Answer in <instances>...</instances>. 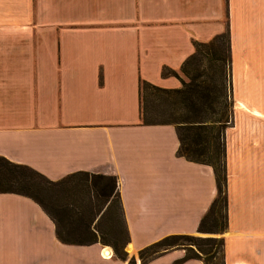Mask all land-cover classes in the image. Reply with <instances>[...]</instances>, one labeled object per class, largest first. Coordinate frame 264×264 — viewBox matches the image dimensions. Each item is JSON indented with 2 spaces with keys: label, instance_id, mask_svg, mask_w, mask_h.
<instances>
[{
  "label": "crops",
  "instance_id": "1",
  "mask_svg": "<svg viewBox=\"0 0 264 264\" xmlns=\"http://www.w3.org/2000/svg\"><path fill=\"white\" fill-rule=\"evenodd\" d=\"M224 33L222 264H264V0H0V157L49 181L114 178L123 251L135 264L163 237L194 235L215 195L212 171L176 156L173 126L140 122L138 84L179 88L161 70L185 81L179 68L192 43ZM183 255L173 249L146 264ZM0 264L126 262L100 244L60 243L33 201L2 193Z\"/></svg>",
  "mask_w": 264,
  "mask_h": 264
},
{
  "label": "trees",
  "instance_id": "2",
  "mask_svg": "<svg viewBox=\"0 0 264 264\" xmlns=\"http://www.w3.org/2000/svg\"><path fill=\"white\" fill-rule=\"evenodd\" d=\"M224 43V48L222 44ZM193 52L182 62L179 73L185 78L182 81L169 70L162 69L160 76H172L179 80L180 87L173 90L156 88L145 82L138 84L140 122L145 125L165 124L174 128L178 148L176 156L196 164L208 166L213 175L215 195L206 212L199 220L196 233L204 235H222L226 229V198H225V173H224V144L223 133L230 125L231 101L228 89V42L227 34L213 37L206 43H192ZM150 90L163 93L171 99L169 121H155L145 119L141 92ZM77 192L85 196L87 204L74 211V218L83 221L89 218L92 206L89 200H95L92 220L96 218L113 222L123 233V247L128 241L124 226L115 180L112 177L92 175L83 172L69 174L57 181H49L37 172L0 157V194L8 193L26 197L33 201L51 220L54 226L56 239L62 244L91 245L101 242L94 234H90L85 242H70L62 237L59 232V221L50 217L43 210L38 199L40 182L49 187L63 188L74 185ZM72 186V185H71ZM75 190V188H74ZM84 202L81 204L83 205ZM101 204V205H100ZM67 206V205H65ZM60 216L70 214L66 207L57 206ZM68 212V213H67ZM59 219V218H58ZM91 221V220H90ZM88 221L85 226L90 223ZM85 227V228H86ZM111 230V229H110ZM114 243L113 256L126 264H135L132 258L127 259L122 249L117 252ZM196 246L192 249L191 246ZM183 250L181 260L173 264L193 259L202 264H211L216 253H220L222 264V238H194L189 235H170L138 250L136 258L139 264H146L151 259L173 250Z\"/></svg>",
  "mask_w": 264,
  "mask_h": 264
},
{
  "label": "rangeland",
  "instance_id": "3",
  "mask_svg": "<svg viewBox=\"0 0 264 264\" xmlns=\"http://www.w3.org/2000/svg\"><path fill=\"white\" fill-rule=\"evenodd\" d=\"M222 47L224 48V43L222 44ZM140 98L143 101L145 119L172 122L168 117L170 114V98H167L163 93L153 92L150 90L142 91ZM77 179L78 178L73 180L74 185H67L63 188L49 187L45 183L40 182L41 184L39 186V190L41 192L38 193V199L42 203L41 206L43 207V210L47 212L50 217H53L56 221H59V232L67 241L85 242L88 240L90 234H94L98 240L107 243V245L102 246L109 248L112 255L113 249L108 246L112 243L115 244L114 248L117 252H119L123 247V233L119 234V229L115 227L113 222H107L104 219L97 220V216L92 220L93 213H95V210H93L94 205H96L95 200L90 199L88 201L90 206H92V211L90 212L91 215L89 218H84L83 221H79L74 218V211H76L78 207H83L85 204H87L86 197L79 195L78 193L80 192L76 191L77 187H75V183L78 181ZM83 202L84 204L81 205ZM57 206L66 207L70 214L60 216L58 210H55ZM88 221H90V223L86 227L85 224H87ZM191 236L194 238L221 237V235H204L198 233H195ZM191 248L194 250L196 249V246L193 245ZM211 264H221L220 253H216L214 259L211 260Z\"/></svg>",
  "mask_w": 264,
  "mask_h": 264
},
{
  "label": "built area",
  "instance_id": "4",
  "mask_svg": "<svg viewBox=\"0 0 264 264\" xmlns=\"http://www.w3.org/2000/svg\"><path fill=\"white\" fill-rule=\"evenodd\" d=\"M103 256H104V257H108L107 254H104Z\"/></svg>",
  "mask_w": 264,
  "mask_h": 264
}]
</instances>
